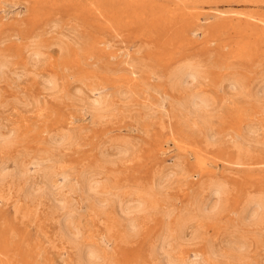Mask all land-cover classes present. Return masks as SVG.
Returning a JSON list of instances; mask_svg holds the SVG:
<instances>
[{"label":"rangeland","instance_id":"1","mask_svg":"<svg viewBox=\"0 0 264 264\" xmlns=\"http://www.w3.org/2000/svg\"><path fill=\"white\" fill-rule=\"evenodd\" d=\"M1 1L2 3L0 4V6H4L3 3L5 2V9H3L4 11H1L2 13L0 12V24H2V26H0V52H6L9 50L15 52L17 51L15 48L18 47L19 56L28 40L36 38L42 39L43 43L49 49L48 56L45 60L46 64L41 63L40 65H37V68H30V70L32 69L33 73L22 74L19 69H16L18 70L16 71L13 69V67H11L8 70L9 72L7 71V73L2 76L3 78H0V100L3 103H1L2 106L0 105V108L2 109H0V120L1 122L4 121L3 124L5 125V127L14 126L17 129L19 128L18 141L14 145L15 147L13 146L8 150L7 155L8 158L15 156V158L21 159L19 160L21 161V167L26 168L27 171V176L25 174L23 178L27 179V181L29 182H32L33 180L37 181V176L39 177L38 173L40 174L41 171L47 166H54L56 173L53 175L49 183L53 187L51 188L53 191H62L60 195H55V198L57 197L56 199H58L61 195L65 194L68 201H71V204L77 207L76 209H79L80 207L79 210H81V213L78 214L80 217L79 225L81 226L83 233L87 235L86 241L91 240L94 242H98L101 234L109 237V244H104L105 252L109 255V257L115 264H132V262L133 264H160V256L158 255V257L156 255L158 254L157 246L161 238L160 236H162L167 226L175 227L177 219L188 215L191 216V219L188 218V220L186 221V225L188 226L186 233L189 231L188 236L191 234L192 238L190 240H184L182 242L179 241L176 244L175 242L173 243V246L175 245L174 247H176L177 255H180V257H182L185 264H264V247H262L264 244V217L259 221L250 223L243 218L242 211L246 202L250 198L254 197V195L256 194H260L261 192L264 193V98L257 97L259 100H262L259 101L256 97H252V93L255 91V89H258V87L261 86H259V84H261V82L264 80V23L262 24L260 22L264 21V0H259L256 3H248L247 1L243 0H210L211 2L208 3H197L189 6L186 5L183 9V13L185 15H182V18L177 17L178 21H176V19H169L168 13H166V16L163 15L162 17H160L158 15L157 17L152 18L148 16V13L146 12L144 14L141 13L137 19H131V17L128 16L130 14L128 13L123 14L122 16H110L109 14H102L103 7L100 6H93L96 8H93L91 6L93 8V11H87L86 15V10L88 7H90V4L87 0L80 1V9L78 10L77 14L81 13L82 18H80L76 13L72 11V0H56V4H54V6H51L50 4L48 5L49 7L40 11L33 10L31 8L32 3L29 0ZM161 1H163L162 3L166 4L167 9L169 10H173L176 7H179V1L177 0ZM161 1L155 0V2H157L158 4L161 3ZM191 6L198 8L195 9ZM124 7L125 6L123 4L122 8L118 5L116 9L118 8L119 10H122L124 9ZM181 7H183V5L180 6V8ZM6 9L8 10L6 11ZM9 10L10 12H8ZM250 14H252V16H249ZM219 16L222 18H220ZM247 16L250 17V19L246 18ZM33 18H35V21H33ZM239 18L242 20H240ZM251 18L255 19L253 20ZM155 20L157 21V24H155ZM229 20L231 21L230 23H234L236 27L240 28L236 30L238 32L234 33L232 30L225 32L223 26L228 24ZM207 23L210 24L208 25ZM3 24L6 26H4ZM151 26H154V28H152ZM210 27H212L214 31ZM78 31H81L82 34H90L94 39L96 38L97 41H103V39L105 41H103L104 43L97 47V49L91 54L90 59L88 57L90 55V52L86 47H81V45H83L79 41V34L81 33ZM243 31H246V34H244ZM75 33L77 35H75ZM184 35L187 37H185ZM73 38L75 40L71 42ZM175 40H180L181 43L178 41L174 42ZM245 41L247 43H245ZM52 46L53 48L50 49V47ZM241 48L242 50H240ZM79 49H81V51H79ZM110 51L111 55L109 54ZM171 51L174 53L176 52L177 55L174 53H170ZM167 52L169 56L167 55ZM58 54H60V56ZM64 54H66L67 56H64ZM166 55L168 56V58L166 57ZM61 57L62 60H60ZM72 57L77 59L78 63H80H77L75 65L71 64L70 60L72 59ZM185 57L195 59L204 65L207 79L199 87L213 94L214 98L217 100L218 109L216 108L215 112L217 115L221 116L220 119H213V128L216 130V132L219 133L215 137L217 144L214 142L215 139H213V142L210 141L208 143L209 145L206 144L204 138L205 134L203 130L200 127H190L192 125H190L191 120L188 116H185L187 118V121L184 122L185 112H181L177 108L175 100L182 96V93L175 90L174 87L171 86L172 83H169L171 81L169 72H171L172 69L170 68L174 66L175 62L180 61V58L181 60H183ZM170 59L171 62H168L170 61ZM206 60L209 64L206 63ZM55 65H57V67ZM161 65L164 67H162ZM220 65H222L223 67ZM155 68L157 69V71ZM158 68L161 70V72L158 71ZM150 69L152 70L153 74L151 73ZM226 69H228L229 71ZM42 72L44 73V75H42ZM157 72H160V75ZM14 73L16 74L13 75ZM37 73L39 74L34 75ZM48 73H56L60 77L58 86L55 89L57 91L48 89L47 84H41ZM146 73L148 75L150 74L151 76H147ZM154 73L156 75H154ZM18 74L21 76L19 77ZM6 75L8 78L6 77ZM137 75L140 78H138ZM232 75L240 76L243 79L244 83H246V95L239 94L233 90L230 91L231 89L226 88L228 79ZM157 76H159L158 79ZM15 77L17 80L15 79ZM223 78H225V80ZM12 79L15 80L13 81ZM157 80L158 82L155 84L154 82H156ZM76 82L79 84H77ZM221 83L224 84L221 85ZM220 85L222 87H220ZM82 86L84 88H82ZM77 88H80L82 90V93H75V90ZM92 88H95V92L93 91L91 93ZM152 88L155 90H153ZM222 88H224V90H227L224 91ZM83 89H85V91ZM131 89L134 92L130 91ZM66 90L70 92L72 90L73 91L70 93ZM43 91H45L44 93H46L47 91V94L44 95ZM150 91H154V93H152L153 96H151ZM16 92L20 93H18L17 95ZM121 92H127L125 94L127 95V97L123 95L124 93L122 94ZM129 92H133L134 94H129ZM97 93H100L102 96L106 97L110 106H108L107 108L108 113L104 112L97 117H91L90 115H88L89 113L87 106L91 97L98 95ZM163 94L167 95V97H165L167 99L163 97ZM145 97H147L148 99ZM28 98L29 100H27ZM246 98H248L247 101L245 100ZM84 100L89 101L85 102ZM18 101L22 102L19 103ZM145 102H148L147 105ZM248 102L249 104H247ZM260 102H262V104ZM10 103L12 104V107ZM138 104L141 105L139 106ZM83 105H85V108ZM130 105L131 107L127 108V106ZM230 106H232V109ZM20 107L22 108V110ZM121 107L125 110H123ZM6 109L9 111H7ZM25 110L27 111L24 112ZM17 111L18 113H20L19 115ZM257 113H260V116ZM135 114H139V116H136ZM107 115H109V117ZM1 116H3L4 118ZM142 116H144V120ZM16 117L20 118L17 119ZM224 118L226 120H224ZM20 119L22 120V122ZM43 120H46L47 122H43ZM102 121L103 123H101ZM249 123L250 125H248ZM232 125L235 126L232 127ZM32 128H34L35 130ZM241 128H243L244 130ZM74 129H76L75 131L77 132H75ZM159 129H161L162 131ZM67 130L68 132L73 133V137L69 142L63 145H56L55 143L51 142L53 137H56L60 133H63V131L66 132ZM193 130L195 132H193ZM234 134H240L242 135V137L239 138L235 136L236 138H233L232 135ZM220 137L222 139H218ZM238 138L240 141L242 139H246L244 145L241 148H239L236 143ZM128 139L132 140L129 141ZM175 142L181 145H189L194 150H201L200 152L203 153L201 155L204 159L202 165L206 169L208 166L211 171L207 169L209 173H199L197 170V165L194 162L195 159H193L194 157L192 156V152L182 151L181 149L177 148ZM68 143L71 144L68 145ZM48 146L51 147L48 148ZM17 149L20 151H18ZM25 152L28 153L26 154ZM244 154L248 157L247 160H245ZM0 155L3 156V152H0ZM16 155L19 156L17 157ZM2 156H0V159ZM204 156H208V158H205ZM242 159L245 162L254 163L253 166H237L235 162ZM9 163L10 161L8 162V167L10 168ZM171 165L174 168H172ZM163 166L166 168H164ZM172 170H176V174H169L170 176L166 174ZM193 170L195 171L193 172ZM34 171L35 174L32 173ZM72 171H74V174L71 173ZM88 172L90 173L91 177H89ZM64 175L68 178H65ZM75 176L77 179L74 178ZM88 178L101 179L106 182L105 184L107 189L104 188L102 190H99L98 193L95 194L98 199H104L106 200V202H109L108 205L104 207L103 211L84 209V207H82L85 203L84 197L86 196V194L82 193L78 188H81L80 183H83V181ZM162 180H164L165 182H163ZM173 180H175V182H173ZM75 181L78 183L76 184ZM215 181L223 182L227 189V194L222 208H220V210L217 211L215 215L213 214L210 216H199L200 212L196 211L194 203L196 201L200 203L208 198L207 196L209 193V186L210 184H212V182ZM66 183L73 185V190H71L70 193L68 192L67 188L64 187V185H67ZM21 184L22 183H20V185H15V183H13L8 186H0V248H2V259L5 258L4 260L6 261V264H25V261L27 260L30 261V264H42V262L43 264H79L77 260L78 256L76 255L77 253H75L78 249L74 246L73 243L69 242V240L63 238V236H61V231H59L57 228L60 211H55V209L51 206V201L46 198H40L38 203L35 201L36 207H32V205H30L31 203L26 201L23 198V195H21L23 190L21 188ZM165 184L168 186H166ZM157 188L159 189V191ZM135 189L143 191L153 190L155 193L157 207L153 209L154 211H148L147 215L146 213H139V215L137 214L138 216H135L137 218V221L140 222V228L135 233H132L130 235L126 234L125 232V229L123 227L124 222L119 223L115 220V218L117 219V216L114 212V204L118 196L120 197L125 192L127 193ZM79 191L82 194H80ZM245 198L247 200H245ZM74 201L76 203H74ZM31 209L33 213L30 214L26 212ZM12 211L13 213H11ZM82 214L84 215L81 216ZM110 221L112 223H110ZM67 226L73 229V223H67ZM93 226L94 229L92 228ZM90 228L91 230L89 231ZM117 228L119 229V231ZM92 229L94 232L92 231ZM253 231L256 234L253 233ZM188 236L186 235V237ZM230 239H237V241L235 240L236 244L232 249L229 246V242L231 241ZM239 239H243L246 241V243L248 242L247 244H249L247 245L248 248L246 250H242L240 252L242 254H238L239 251L235 249L236 245L240 244V241L238 242ZM250 248L251 250H248ZM40 250L42 251V253ZM213 250H216L215 252L217 253V255L211 253V251ZM196 251H199V253H197ZM207 251H209L210 253ZM243 251H245V253ZM254 251H256L255 254L253 253ZM191 252L193 255H191ZM209 254L215 256L216 258L211 257ZM232 254H234V256H232ZM247 254L249 257L246 256ZM256 257L260 258V260L262 261H260L259 259L257 260ZM197 258L200 260V262ZM187 260L188 262H186ZM235 260L237 261V263Z\"/></svg>","mask_w":264,"mask_h":264},{"label":"bare ground","instance_id":"2","mask_svg":"<svg viewBox=\"0 0 264 264\" xmlns=\"http://www.w3.org/2000/svg\"><path fill=\"white\" fill-rule=\"evenodd\" d=\"M31 3H32V9L33 10H44V9H46L47 7H49L48 5H50L51 4V6H54V4H56L55 3V1L56 0H29ZM80 1L81 0H72V7H73V9H72V11L74 12V13H78V10L80 9L79 8V5H80ZM88 2H89V6L90 7H88L87 8V10H86V15H87V11L88 12H91V11H93V8H96V7H93V6H100V7H103L102 8V14L104 13V14H109L110 16H114V15H117V16H122L123 14H126V13H128V14H130V15H128V16H130L131 17V19H137L138 18V16L141 14V13H148V16H150V17H152V18H155V17H157L158 15L160 16V17H162L163 15H165L166 16V13H168L169 14V19H171V20H175L176 19V21H178L177 20V17H181L182 18V15L184 16L185 14L183 13V9H184V6H186V5H194V4H197V3H208V2H211L210 0H177V1H179L178 2V5H179V7H176L175 9H171V10H169V9H167V6H166V4L165 3H162L163 1H161V3H157V2H155V0L153 1V0H87ZM157 1V0H156ZM212 1H215V0H212ZM228 1H230V0H228ZM234 1V0H233ZM243 1H247L248 3H256V2H258L259 0H243ZM19 2V1H18ZM166 2V1H165ZM2 3V1L0 0V4ZM26 3V2H25ZM24 3V4H25ZM168 3H169V1H168ZM173 3H175V2H173ZM4 4V6H5V2L3 3ZM2 4V5H3ZM7 4H9V3H7ZM23 4V5H24ZM122 4L125 6L124 7V9H122V10H119L118 8L116 9V7L119 5L121 8H122ZM170 5V4H169ZM183 5V7H181L180 8V6H182ZM228 5V4H227ZM245 5V4H244ZM4 6H0V12L1 11H4L3 9H5L4 8ZM13 6H15V5H13ZM93 8H92V7ZM198 6V5H197ZM203 6V5H202ZM241 6V5H240ZM247 6V5H246ZM264 6V5H263ZM191 7H193V6H191ZM199 7H201V6H199ZM250 7V6H249ZM8 8V7H7ZM12 8V7H11ZM171 8V7H170ZM188 8V7H187ZM193 8H195V7H193ZM196 8H198V7H196ZM195 8V9H196ZM251 8V7H250ZM202 9V8H201ZM8 9H6V11H7ZM12 10H14V9H12ZM21 10H23V9H21ZM101 10V9H100ZM233 11V10H232ZM8 12H10V10L8 11ZM230 12V11H229ZM2 13V12H1ZM81 14V13H80ZM80 14H77L80 18H82L81 16H82V14L80 15ZM85 14V13H84ZM83 14V15H84ZM142 14V15H143ZM167 14V15H168ZM199 14V13H198ZM254 14V13H253ZM10 15V14H9ZM255 15V14H254ZM253 15V16H254ZM105 16V15H104ZM246 16V15H245ZM249 16H252V14H250ZM262 16V15H261ZM3 17V16H2ZM6 17H7V15H6ZM195 17V16H194ZM193 17V18H194ZM220 17V16H219ZM164 18H166V17H164ZM168 18V17H167ZM220 18H222V17H220ZM241 18V17H240ZM239 18V19H240ZM246 18H248V19H250V17H246ZM184 19V18H183ZM244 19V18H243ZM251 19H253V18H251ZM255 19V18H254ZM253 19V20H254ZM257 19H258V17H257ZM6 20V19H5ZM4 20V21H5ZM53 20V19H52ZM79 20V19H78ZM152 20V19H151ZM181 20V19H180ZM240 20H242V19H240ZM33 21H35V18H33ZM156 21V20H155ZM189 21H190V19H189ZM217 21V20H216ZM18 22V21H17ZM75 22H76V20H75ZM119 22V21H118ZM180 22V21H179ZM225 22H227V21H225ZM224 22V23H225ZM229 23L228 24H226V25H224L223 26V28H224V30H225V32H228V31H230V30H232L234 33H236V32H238V31H236L237 29H240V28H238V27H236V25L234 24V23H230L231 21L229 20L228 21ZM234 22V21H233ZM259 22V21H258ZM262 24L264 23V21H260ZM14 23V22H13ZM171 23V22H170ZM223 23V24H224ZM5 24V23H4ZM3 24V25H4ZM154 24V23H153ZM155 24H157V21H156V23ZM176 24H177V22H176ZM184 24V23H183ZM208 24V23H207ZM210 24V23H209ZM208 24V25H209ZM56 25V24H55ZM72 25V24H71ZM79 25V24H78ZM143 25V24H142ZM160 25V24H159ZM187 25V24H186ZM207 25V26H208ZM212 25V24H211ZM210 25V26H211ZM0 26H2V24H0ZM4 26H6V25H4ZM23 26V25H22ZM46 26H47V24H46ZM45 26V27H46ZM52 26V25H51ZM50 26V27H51ZM67 26V25H66ZM65 26V27H66ZM69 26V25H68ZM86 26V25H85ZM89 26H91V25H89ZM206 26V27H207ZM247 26V25H246ZM49 27V28H50ZM54 27V26H53ZM70 27H72V26H70ZM69 27V28H70ZM80 27V26H79ZM81 27H83V26H81ZM138 27H139V25H138ZM152 27V26H151ZM162 27V26H161ZM160 27V28H161ZM165 27V26H164ZM209 27V26H208ZM7 28V27H6ZM152 28H154V26L152 27ZM167 28V27H166ZM180 28V27H179ZM183 28V27H182ZM204 28V27H203ZM211 29H212V27H210ZM261 28V27H260ZM156 29V28H155ZM168 29V28H167ZM208 29V28H207ZM253 29V28H252ZM183 30V29H182ZM213 30V29H212ZM1 31V30H0ZM19 31V30H18ZM39 31V30H38ZM62 31V30H61ZM74 31V30H73ZM77 31V30H76ZM163 31V30H162ZM214 31V30H213ZM217 31V30H216ZM78 32H80L81 33V31H78ZM87 32V31H86ZM196 32V31H195ZM224 32V33H225ZM240 32H242V31H240ZM239 32V33H240ZM246 32V31H245ZM244 31H243V33L244 34H246ZM66 33V32H65ZM72 33V32H71ZM159 33V32H158ZM178 33V32H177ZM183 33V32H182ZM208 33V32H207ZM39 34V33H38ZM63 34V33H62ZM87 34V33H86ZM86 34H79V41L83 44V45H81V47L82 46H84V47H86L87 48V50L90 52L89 54V59H90V56H91V54L97 49V47H99L102 43H104L105 41H104V39H103V41H97V39L95 38H93L90 34L89 35H86ZM175 34V33H174ZM192 34V33H191ZM264 34V33H263ZM45 35V34H44ZM61 35V34H60ZM66 35V34H65ZM75 35H77L76 33H75ZM96 35V34H95ZM182 35V34H181ZM193 35V34H192ZM251 35V34H250ZM33 36V35H32ZM41 36V35H40ZM144 36V35H143ZM185 36V35H184ZM247 36V35H246ZM68 37V36H67ZM66 37V38H67ZM141 37V36H140ZM185 37H187V36H185ZM217 37V36H216ZM215 37V38H216ZM64 38V37H63ZM78 38V37H77ZM139 38V37H138ZM148 39V38H147ZM180 39V38H179ZM221 39V38H220ZM20 40V39H19ZM69 40H71V39H69ZM75 39L73 38V40L71 41V42H73ZM158 40V39H157ZM213 40V39H212ZM57 41V40H56ZM150 41V40H149ZM176 41H178V40H175L174 42H176ZM50 42H51V40H50ZM70 42V41H69ZM173 42V41H172ZM178 42H180L181 43V41L179 40ZM59 43V42H58ZM107 43V42H106ZM171 43V42H170ZM179 43V44H180ZM208 43V42H207ZM210 43H211V40H210ZM214 43H216V42H214ZM240 43V42H239ZM245 43H247L246 41H245ZM80 44V43H79ZM168 44V43H167ZM178 44V45H179ZM57 45V44H56ZM75 45H77V44H75ZM162 45V44H161ZM178 45H177V47H178ZM206 45V44H205ZM208 45V44H207ZM105 46V45H104ZM109 46V45H108ZM227 46H229V45H227ZM177 47H175V48H177ZM224 47V46H223ZM53 48V46L52 47H50V49H52ZM106 48H107V46H106ZM184 48H185V46H184ZM17 51H6V52H0V78L4 75V74H6L7 73V71L11 68V67H13V69L14 70H16V69H19L20 71H21V73L23 74H27V73H33V71H32V69L30 70V68H37V65H40L41 63H45L46 61V57L48 56V51H49V49H48V47L43 43V40L42 39H40V38H36V39H31V40H28V42L26 43V45L23 47V49H22V51H21V53H20V55L18 56V54H19V48L18 47H16L15 48ZM84 49V48H83ZM99 49V48H98ZM173 49V48H172ZM171 49V50H172ZM4 50V49H3ZM2 50V51H3ZM21 50V49H20ZM58 50V49H57ZM66 50V49H65ZM108 50V49H107ZM106 50V51H107ZM142 50V49H141ZM191 50V49H190ZM240 50H242V48L240 49ZM248 50V49H247ZM50 51H52V50H50ZM67 51V50H66ZM79 51H81V49H79ZM82 51H84V50H82ZM177 51V50H176ZM18 52V53H17ZM56 52V51H55ZM63 52V51H62ZM97 52V51H96ZM163 52V51H162ZM169 52V51H168ZM168 52H167V55H168ZM183 52V51H182ZM58 53V52H57ZM65 53V52H64ZM111 53V51L109 52V54ZM113 53V52H112ZM135 53V52H134ZM170 53H174V52H170ZM184 53V52H183ZM182 53V54H183ZM84 54V53H83ZM107 54H108V52H107ZM129 54V53H128ZM174 54H176V52L174 53ZM59 56H60V54H58ZM66 54H64V56H65ZM103 55V54H102ZM111 55V54H110ZM127 55V54H126ZM166 55V57L168 58V56ZM177 55V54H176ZM206 55V54H205ZM58 56V57H59ZM67 56V55H66ZM69 56V55H68ZM194 56V55H193ZM192 56V57H193ZM211 56V55H210ZM57 57V58H58ZM78 57V56H77ZM115 57V56H114ZM149 57V56H148ZM151 57V56H150ZM191 57V56H190ZM213 57V56H212ZM243 57V56H242ZM53 58V57H52ZM107 58V57H106ZM110 58V57H109ZM109 58H108V60H109ZM133 58V57H132ZM172 58V57H171ZM206 58V57H205ZM258 58H259V56H258ZM64 59V58H63ZM85 59H86V56H85ZM88 59V60H89ZM177 59V58H176ZM207 59H209V58H207ZM58 60V59H57ZM60 60H62V57H61V59ZM83 60V59H82ZM98 60V59H97ZM107 60V61H108ZM163 60V59H162ZM178 60V59H177ZM53 61V60H52ZM64 61V60H63ZM85 61V60H84ZM176 61V60H175ZM207 61V60H206ZM55 62V61H54ZM106 62V61H105ZM153 62V61H152ZM154 62H155V60H154ZM157 62V61H156ZM162 62V61H161ZM160 62V63H161ZM168 62H171V59H170V61H168ZM52 63V62H51ZM70 63L71 64H73V65H75V64H77L78 63V61H77V59H75V58H73L72 57V59L70 60ZM69 63V64H70ZM80 63V62H79ZM78 63V64H79ZM110 63V62H109ZM126 63V62H125ZM128 63V62H127ZM159 63V64H160ZM173 63V62H172ZM206 63H208V61L206 62ZM211 63V62H210ZM46 64V63H45ZM56 64V63H55ZM84 64H85V62H84ZM209 64V63H208ZM154 65V64H153ZM163 65V64H162ZM161 65V66H162ZM223 65V64H222ZM222 65H220V66H222ZM56 67H57V65H55ZM106 66V65H105ZM143 66V65H142ZM160 66V65H159ZM211 66V65H210ZM43 67V66H42ZM55 67V68H56ZM99 67V66H98ZM154 67V66H153ZM158 67V66H157ZM162 67H164V66H162ZM212 67H214V66H212ZM215 67H217V66H215ZM223 67V66H222ZM230 67H233V66H230ZM38 68H41V67H38ZM52 68V67H51ZM60 68V67H59ZM70 68V67H69ZM136 68V67H135ZM160 68V67H159ZM158 68V69H159ZM206 68V67H205ZM228 68V67H227ZM43 69H45V68H43ZM53 69H54V67H53ZM58 69V68H57ZM99 69V68H98ZM156 69V68H155ZM170 69H172L171 70V72H169L170 73V78H171V81L169 82V83H172V87H174V89L175 90H177V91H179L180 93H182V96H180L179 98H177V100H175L176 101V105H177V108H178V110L179 111H184L185 112V115H184V122H186L187 121V118L185 117V116H188V117H190V125H192V126H190V127H200L202 130H203V132H204V138H205V143L206 144H208L210 141H212L213 142V139H215V137L219 134L218 132H216V130L213 128V119L215 118L216 120L217 119H220L221 118V116L220 115H217L216 114V108H217V100L214 98V96H213V94H211L210 92H208V91H206V90H203V89H201L199 86H201L202 84H203V82L204 81H206V79H207V75H206V72H205V69H204V65L202 64V63H200L199 61H197V60H195V59H191V58H184L183 60H181V58H180V61H178V62H175L174 63V66L172 67V68H170ZM151 70V69H150ZM222 70V69H221ZM226 70H228V69H226ZM16 71H18V70H16ZM36 71V70H35ZM59 71V70H58ZM63 71V70H62ZM73 71H74V68H73ZM131 71V70H130ZM156 71H157V69H156ZM158 71H160L161 72V70L159 69ZM229 71V70H228ZM235 71V70H234ZM9 72V71H8ZM46 72H47V70H46ZM64 72V71H63ZM96 72V71H95ZM160 72H157L159 75H160ZM262 72V71H261ZM11 73H12V71H11ZM43 73V72H42ZM72 73V72H71ZM151 73L153 74V72H152V70H151ZM248 73V72H247ZM9 74V73H8ZM7 74V75H8ZM16 73H14L13 75H15ZM39 73H37V74H34V75H38ZM142 74V73H141ZM147 74V73H146ZM218 74V73H217ZM249 74H250V72H249ZM252 74V73H251ZM255 74V73H254ZM253 74V75H254ZM7 75H6V77H7ZM13 75H11V76H13ZM19 75V74H18ZM42 75H44V73L42 74ZM46 75V74H45ZM68 75V74H67ZM150 75V74H149ZM148 74H147V76H149ZM154 75H156L155 73H154ZM153 75V76H154ZM238 75V74H237ZM243 75V74H242ZM17 76V75H16ZM21 75H19V77H20ZM71 76V75H70ZM138 76V75H137ZM151 76V75H150ZM161 76H162V74H161ZM31 77H33V76H31ZM36 77V76H35ZM43 77V76H42ZM134 77V76H133ZM155 77V76H154ZM158 77L159 76H157V79H158ZM164 77V76H163ZM3 78V77H2ZM8 78V77H7ZM38 78V77H37ZM67 78H68V76H67ZM138 78H140L139 76H138ZM137 78V79H138ZM148 78V77H147ZM162 78V77H161ZM169 78V79H170ZM15 79H16V77H15ZM15 79H12L13 81L15 80ZM224 80H225V78H223ZM228 79V78H227ZM246 79V78H245ZM17 80V79H16ZM23 80H24V78H23ZM28 80V79H27ZM59 80H60V77L58 76V74H56V73H48L47 75H46V77H45V79H43V82H41V84L43 83V84H47V86H48V89H50V90H55L56 89V87L58 86V82H59ZM68 80H69V78H68ZM103 80V79H102ZM101 80V81H102ZM148 80V79H147ZM155 80H156V78H155ZM168 80V79H167ZM223 80V81H224ZM254 80V79H253ZM252 80V81H253ZM258 80V79H257ZM1 81V80H0ZM77 81V80H76ZM100 81V80H99ZM143 81V80H142ZM160 81V80H159ZM221 81V80H220ZM4 82V81H3ZM62 82V81H61ZM65 82H67V81H65ZM78 82V81H77ZM76 82V83H77ZM116 82V81H115ZM141 82V81H140ZM158 82V80L156 81V82H154L155 84ZM261 82V81H260ZM18 83V82H17ZM38 83H39V81H38ZM81 83V82H80ZM85 83H87V82H85ZM146 83V82H145ZM254 83V82H253ZM252 83V84H253ZM66 84V83H65ZM72 84V83H71ZM75 84V83H74ZM77 84H79V83H77ZM89 84V83H88ZM107 84V83H106ZM222 84H224V83H221V85ZM2 85V84H1ZM6 85V84H5ZM32 85H34V84H32ZM38 85H40V84H38ZM64 85V84H63ZM158 85V84H157ZM220 85V87H222ZM255 85H257V84H255ZM261 85V86H260ZM65 86V85H64ZM70 86H72V85H70ZM85 86V85H84ZM88 86V85H87ZM102 86V85H101ZM144 86V85H143ZM227 86V87H226ZM225 87L226 88H229V89H231L230 91H235V92H237V93H239V94H245L246 95V92H247V90H246V88H247V85H246V83H244V81H243V79L240 77V76H236V75H232L229 79H228V84L226 85ZM259 86L260 87H258V89H255V91L252 93V97H260V98H264V80L261 82V84H259ZM89 87H91V86H89ZM88 87V88H89ZM256 87V88H257ZM3 88H4V86H3ZM70 88V87H69ZM82 88H84L83 86H82ZM86 88V87H85ZM96 88V87H95ZM95 88H92V90H91V93L94 91L95 92ZM154 88V87H153ZM152 88V89H153ZM156 88V87H155ZM225 88V89H226ZM254 88V87H253ZM1 89V88H0ZM73 89V88H72ZM119 89V88H118ZM134 89V88H133ZM146 89V88H145ZM223 90H224V88H222ZM5 90V89H4ZM34 90V89H33ZM46 90V89H45ZM62 90V89H61ZM84 91H85V89H83ZM87 90H89V89H87ZM98 90V89H97ZM141 90V89H140ZM147 90H148V88H147ZM153 90H155V89H153ZM157 90H158V87H157ZM161 90V89H160ZM210 90V89H209ZM227 90V89H226ZM226 90H224V91H226ZM30 91V90H29ZM55 91H57V90H55ZM67 91V90H66ZM73 91V90H72ZM71 91V92H72ZM130 91H133L132 89L130 90ZM145 91V90H144ZM211 91V90H210ZM246 91V92H245ZM1 92V91H0ZM27 92V91H26ZM45 91H43V93H44ZM67 92H70V91H67ZM70 92V93H71ZM87 92V91H86ZM134 92V91H133ZM130 93L129 92V94H134V93ZM142 92V91H141ZM148 92V91H147ZM151 92V96H153L152 95V93H154V91L152 92V91H150ZM149 92V93H150ZM228 92V91H227ZM17 93V92H16ZM15 93V94H16ZM18 93H20V92H18ZM18 93H17V95H18ZM23 93V92H22ZM42 93V94H43ZM74 93V92H73ZM75 93H78V94H80V93H82V90L80 89V88H77L76 90H75ZM123 95H125L127 92H121ZM137 93V92H136ZM161 93V92H160ZM41 94V93H40ZM45 94H47V91H46V93H44V95ZM77 94V95H78ZM87 94V93H86ZM90 94V93H89ZM98 94V93H97ZM146 94V93H145ZM156 94V93H155ZM177 94V93H176ZM250 94V93H249ZM25 95H26V93H25ZM43 95V96H44ZM50 95V94H49ZM62 95V94H61ZM85 95V94H84ZM83 95V96H84ZM88 95V94H87ZM93 95H94V93H93ZM122 95V96H123ZM136 95V94H135ZM147 95H149V94H147ZM214 95H216V94H214ZM16 96V95H15ZM20 96V95H19ZM21 96H22V94H21ZM41 96V95H40ZM66 96V95H65ZM126 97H127V95H125ZM124 96V97H125ZM141 96V95H140ZM160 96V95H159ZM158 96V97H159ZM231 96V95H230ZM17 97V96H16ZM47 97V96H46ZM46 97H45V99H46ZM58 97V96H57ZM79 97V96H78ZM123 97V98H124ZM125 97V98H126ZM157 97V98H158ZM163 97L165 98V97H167V95L166 94H163ZM163 97H162V99H163ZM241 97V96H240ZM18 98V97H17ZM23 98H26V97H23ZM52 98V97H51ZM61 98V97H60ZM72 98V97H71ZM76 98V97H75ZM84 98V97H83ZM140 98V97H139ZM144 98V97H143ZM145 98H147V97H145ZM170 98V97H169ZM227 98V97H226ZM236 98V97H235ZM238 98H239V96H238ZM241 98H243V97H241ZM240 98V99H241ZM22 99V98H21ZM56 99V98H55ZM59 99V98H58ZM64 99H65V97H64ZM122 99V98H121ZM148 99V98H147ZM154 99V98H153ZM165 99H167V98H165ZM231 99V98H230ZM230 99H229V101H230ZM237 99V98H236ZM244 99V98H243ZM247 99L248 98H246L245 100L247 101ZM258 99V98H257ZM6 100V99H5ZM14 100V99H13ZM27 100H29V98L27 99ZM26 100V101H27ZM39 100H40V98H39ZM42 100V99H41ZM77 100V99H76ZM81 100V99H80ZM120 100V99H119ZM139 100H141V99H139ZM155 100V99H154ZM157 100V99H156ZM161 100V99H160ZM170 100V99H169ZM226 100V99H225ZM259 100V99H258ZM10 101H11V99H10ZM62 101V100H61ZM74 101V100H73ZM85 101V100H84ZM89 101V100H88ZM88 101H85V102H88ZM143 101H146V100H143ZM224 101V100H223ZM237 101V100H236ZM245 101V102H246ZM259 101H262V100H259ZM264 101V100H263ZM4 102V101H3ZM19 102V101H18ZM22 101H20L19 103H21ZM31 102V101H30ZM84 102V103H85ZM124 102V101H123ZM122 102V103H123ZM126 102V101H125ZM158 102V101H157ZM225 102V101H224ZM1 100H0V105H1ZM5 103H6V101H5ZM8 103V102H7ZM12 103V102H11ZM10 103V105H11V107H12V104ZM16 103H17V101H16ZM24 103V102H23ZM33 103V102H32ZM37 103V102H36ZM76 103H78V102H76ZM146 103V102H145ZM148 103V102H147ZM147 103H146V105H147ZM164 103H167V102H164ZM170 103V102H169ZM172 103V102H171ZM227 103V102H226ZM231 103V102H230ZM235 103V102H234ZM261 104H262V102H260ZM3 104V103H2ZM59 104V103H58ZM61 104V103H60ZM125 104V103H124ZM228 104V103H227ZM247 104H249V102L247 103ZM252 104V103H251ZM4 105H6V104H4ZM10 105H9V107H10ZM15 105V104H14ZM17 105H19V104H17ZM26 105V104H25ZM43 105V104H42ZM139 105V104H138ZM141 105V104H140ZM139 105V106H140ZM161 105V104H160ZM159 105V106H160ZM163 105V104H162ZM224 105V104H223ZM226 105V104H225ZM229 105V104H228ZM232 105V104H231ZM234 105V104H233ZM241 105V104H240ZM253 105V104H252ZM264 105V104H263ZM2 106V105H1ZM8 106V105H7ZM16 106V105H15ZM22 106V105H21ZM33 106V105H32ZM84 106V108H85V105H83ZM108 106H110L109 105V103H108V101H107V98L106 97H104V96H102L100 93L98 94V95H96V96H92L91 97V99H90V101L88 102V106H87V108H88V115H90L91 117H97V116H99V115H101L102 113H104V112H107L108 111ZM219 106V105H218ZM221 106H222V104H221ZM259 106V105H258ZM257 106V107H258ZM5 107V106H4ZM28 107V106H27ZM123 107V106H122ZM121 107V108H122ZM130 108L131 107V105L130 106H127V108ZM133 107H135V106H133ZM138 107V106H137ZM147 107V106H146ZM224 107H226V106H224ZM231 107V109H232V106H230ZM256 107V106H255ZM254 107V108H255ZM17 108V107H16ZM21 108V107H20ZM23 108H24V106H23ZM26 108V107H25ZM37 108V107H36ZM64 108V107H63ZM65 108H66V106H65ZM76 108V107H75ZM126 108V109H127ZM1 109V108H0ZM80 109V108H79ZM123 110H125L124 108H122ZM138 109V108H137ZM143 109V108H142ZM218 109V108H217ZM249 109V108H248ZM251 109V108H250ZM2 110V109H1ZM0 110V111H1ZM7 110V109H6ZM9 110H10V108H9ZM9 110H7V111H9ZM20 110V109H19ZM21 110H22V108H21ZM24 110V109H23ZM31 110V109H30ZM36 110V109H35ZM38 110V109H37ZM63 110V109H62ZM68 110V109H67ZM85 110V109H84ZM220 110V109H219ZM222 110V109H221ZM7 111H4V112H7ZM27 110H25L24 112H26ZM49 111V110H48ZM47 111V112H48ZM74 111V110H73ZM77 111V110H76ZM82 111H83V109H82ZM111 111V110H110ZM117 111V110H116ZM144 111V110H143ZM147 111V110H146ZM149 111H150V109H149ZM152 111H155V110H152ZM240 111V110H239ZM249 111V110H248ZM3 112V111H2ZM16 112V111H15ZM28 112H29V109H28ZM39 112V111H38ZM78 112V111H77ZM136 112V111H135ZM134 112V113H135ZM145 112V111H144ZM165 112V111H164ZM224 112V111H223ZM233 112H234V110H233ZM247 112V111H246ZM250 112V111H249ZM260 112V111H259ZM1 113V112H0ZM11 113V112H10ZM17 113H18V111H17ZM23 113V112H22ZM79 113V112H78ZM108 113V112H107ZM116 113V112H115ZM141 113H142V111H141ZM4 114V113H3ZM2 114V115H3ZM20 113H18V115H19ZM47 114V113H46ZM65 114V113H64ZM106 114V113H105ZM121 114H122V111H121ZM132 114V113H131ZM157 114V113H156ZM233 114V113H232ZM258 114V113H257ZM264 114V113H263ZM5 115V114H4ZM3 115V116H4ZM10 115V114H9ZM48 115V114H47ZM51 115V114H50ZM83 115H85V114H83ZM128 115V114H127ZM134 115V114H133ZM136 115V114H135ZM138 116H139V114H137ZM136 115V116H137ZM144 115V114H143ZM146 115V114H145ZM159 115V114H158ZM162 115V114H161ZM259 116H260V113L258 114ZM3 116H1V117H3ZM11 116H13V115H11ZM24 116V115H23ZM41 116V115H40ZM105 116V115H104ZM108 117H109V115H107ZM125 116V115H124ZM135 116V117H136ZM160 116V115H159ZM5 117V116H4ZM3 117V118H4ZM52 117V116H51ZM82 117V116H81ZM83 117H86V116H83ZM126 117V116H125ZM134 117V116H133ZM147 117V116H146ZM243 117H244V115H243ZM12 118V117H11ZM17 118V117H16ZM18 118H20V117H18ZM17 118V119H18ZM30 118V117H29ZM142 118H143V120H144V116H142ZM150 118V117H149ZM161 118V117H160ZM14 119V118H13ZM69 119V118H68ZM74 119V118H73ZM86 119V118H85ZM110 119V118H109ZM136 119V118H135ZM152 119V118H151ZM9 120V119H8ZM21 120V119H20ZM72 120V119H71ZM75 120H76V118H75ZM88 120H89V118H88ZM138 120V119H137ZM142 120V121H143ZM224 120H226L225 118H224ZM250 120V119H249ZM253 120V119H252ZM44 121H46V120H43V122ZM87 121V120H86ZM94 121V120H93ZM134 121V120H133ZM132 121V122H133ZM140 121V120H139ZM4 122V121H3ZM3 122H1V120H0V152H3V156L2 155H0V156H2L1 157V159H0V186H3V185H5V186H8V185H10V184H13V183H15V185H20V183H22L21 184V188L23 189L22 190V194L21 195H23V198L26 200V201H28V202H30L31 204L30 205H32V207L34 206V207H36L35 205H36V203H35V201L38 203V201H39V199L40 198H46V199H48L49 201H51V206L55 209V211H60V216L58 217V225H57V228H58V230L59 231H61V236H63V238H65L66 240H69V242H71V243H73L74 244V246L78 249L77 250V252H75V253H77L76 255L78 256V258H77V260H78V262H79V264H115L113 261H112V259L109 257V255L108 254H106V252H105V243H108L109 241H110V239H109V237L108 236H106V235H102L101 234V236H100V238H99V241L98 242H94V241H91V240H87L86 241V239H87V235H85L84 233H83V230H82V228H81V226L79 225V215L78 214H80L81 212V210H79L80 209V207H79V209H76L77 207H75V206H73V204H71L72 202L70 201H68V199L66 198V196H65V194L64 195H61L58 199H56L55 198V195H60L61 194V190L60 191H58V192H55V191H53L51 188H53L52 186H51V184L49 183L50 182V180H51V178L53 177V175L56 173V171H55V169H54V166H50V167H46L45 169H43L42 171H41V173L39 174L38 173V171H37V173H38V175H39V177L37 176V181H32V182H29V181H27V179H25V178H23L24 177V175L26 174V176H27V171H26V168H22L21 167V161H19V160H21V159H17V158H15V156H13V157H11V158H8V150L10 149V148H12L16 143H17V141H18V136H19V128L17 129L16 127H14V126H10V127H5V125L3 124ZM11 122V121H10ZM17 122H19V121H17ZM21 122H22V120H21ZM20 122V123H21ZM39 122V121H38ZM47 122V121H46ZM66 122H68V121H66ZM70 122H72V121H70ZM88 122V121H87ZM96 122V121H95ZM95 122H93V123H95ZM138 122V121H137ZM36 123V122H35ZM41 123V122H40ZM57 123V122H56ZM101 123H103V121L101 122ZM142 123V122H141ZM150 123V122H149ZM231 123V122H230ZM237 123V122H236ZM254 123V122H253ZM258 123V122H257ZM10 124H13V123H10ZM9 124V125H10ZM28 124V123H27ZM68 124V123H67ZM143 124V123H142ZM151 124V123H150ZM153 124V123H152ZM15 125V124H14ZM24 125V124H23ZM33 125V124H32ZM96 125V124H95ZM133 125H134V123H133ZM245 125V124H244ZM248 125H250V123L248 124ZM248 125H246V126H248ZM35 126V125H34ZM69 126V125H68ZM140 126V125H139ZM147 126V125H146ZM153 126V125H152ZM233 126H235V125H232V127ZM33 127V126H32ZM44 127V126H43ZM155 127V126H154ZM163 127V126H162ZM231 127V128H232ZM243 127H245V126H243ZM256 127H257V125H256ZM49 128V127H48ZM66 128H68V127H66ZM87 128H88V126H87ZM129 128V127H128ZM132 128V127H131ZM247 128V127H246ZM253 128V127H252ZM32 129H34V128H32ZM194 129V128H193ZM241 129H243V128H241ZM35 130V129H34ZM42 130V129H41ZM40 130V131H41ZM46 130V129H45ZM76 129H74V131H75ZM81 130V129H80ZM116 130V129H115ZM159 130H161V129H159ZM229 130V129H228ZM231 130V129H230ZM244 130V129H243ZM242 130V131H243ZM48 131V130H47ZM73 131V130H72ZM79 131V130H78ZM110 131V130H109ZM118 131V130H117ZM133 131H135V130H133ZM149 131V130H148ZM162 131V130H161ZM183 131V130H182ZM28 132V131H27ZM34 132V131H33ZM42 132H44V131H42ZM75 132H77V131H75ZM74 132V133H75ZM150 132V131H149ZM192 132V131H191ZM193 132H195L194 130H193ZM233 132V131H232ZM245 132H246V130H245ZM55 133V132H54ZM79 133V132H78ZM107 133V132H106ZM235 133V132H234ZM237 133V132H236ZM248 133V132H247ZM38 134V133H37ZM53 134V133H52ZM142 134V133H141ZM262 134V133H261ZM55 135V134H54ZM104 135V134H103ZM192 135H193V133H192ZM224 135V134H223ZM246 135H248V134H246ZM250 135V134H249ZM264 135V134H263ZM262 135V136H263ZM53 136V135H52ZM51 136V137H52ZM78 136H80V135H78ZM102 136V135H101ZM125 136V135H124ZM220 136H222V135H220ZM226 136V135H225ZM233 136V138H236L235 136H237V137H239V138H241L242 137V135H240V134H234V135H232ZM255 136V135H254ZM253 136V137H254ZM50 137V136H49ZM72 137H73V133H71V132H68V130L66 131V132H64L63 131V133H60L59 135H57L56 137H53L52 138V143H55L56 145H63V144H65V143H67V142H69L71 139H72ZM127 137V136H126ZM197 137V136H196ZM229 137V136H228ZM252 137V136H251ZM79 138V137H78ZM239 138H238V140L236 141V143H237V146H239V148H241L243 145H244V142L246 141V139H242L241 141L239 140ZM169 139V138H168ZM218 139H222L221 137L220 138H218ZM225 139H226V137H225ZM247 139H249V138H247ZM22 140H23V138H22ZM78 140V139H77ZM129 140V139H128ZM130 140H132V139H130ZM129 140V141H130ZM138 140V139H137ZM20 141V140H19ZM49 141V140H48ZM180 141V140H179ZM221 141V140H220ZM224 141V140H223ZM228 141V140H227ZM50 142V143H51ZM215 143H216V139H215V141H214ZM25 143V142H24ZM168 143V142H167ZM181 143V142H180ZM195 143V142H194ZM69 144H71V143H68V145ZM217 144V143H216ZM222 144H224V143H222ZM19 145H20V143H19ZM18 145V146H19ZM131 145V144H130ZM133 145H134V142H133ZM135 145H136V143H135ZM175 145L177 146V148H179V149H181L182 151H184V152H192V156L194 157L193 159H195L194 160V162L196 163V165H197V170H198V172L199 173H207L208 172V170L207 169H209L208 168V166H207V169L202 165V163H203V156L201 155V154H203V153H201L200 151H198V150H194L193 148H191L189 145H181V144H179V143H177V142H175ZM209 145V144H208ZM220 145V144H219ZM116 146V145H115ZM196 146V145H195ZM253 146V145H252ZM255 146V145H254ZM15 147V146H14ZM51 146H48V148H50ZM64 147V146H63ZM66 147V146H65ZM23 148V147H22ZM54 148H55V146H54ZM255 148V147H254ZM257 148V147H256ZM21 149V148H20ZM77 149V148H76ZM127 149V148H126ZM225 149V148H224ZM251 149H253V148H251ZM18 150V149H17ZM23 150V149H22ZM115 150V149H114ZM138 150V149H137ZM161 150V149H160ZM208 150V149H207ZM18 151H20V150H18ZM24 151V150H23ZM29 151V150H28ZM53 151V150H52ZM128 151V150H127ZM204 151V150H203ZM51 152V151H50ZM227 152V151H226ZM26 153V152H25ZM28 153V152H27ZM26 153V154H27ZM126 153V152H125ZM206 153H208V152H206ZM116 154V153H115ZM127 154V153H126ZM123 155H124V153H123ZM223 155V154H222ZM17 156V155H16ZM19 156V155H18ZM17 156V157H18ZM24 156H25V154H24ZM100 156H102V155H100ZM189 156V155H188ZM10 157V156H9ZM114 157V156H113ZM182 157V156H181ZM205 157V156H204ZM207 158H208V156H206ZM205 157V158H206ZM210 157H212V156H210ZM244 157H245V160H247L248 159V157L244 154ZM21 158H23V157H21ZM117 158V157H116ZM192 158V157H191ZM239 158V157H238ZM212 159V158H211ZM215 159V158H214ZM240 159V158H239ZM58 160V159H57ZM206 160V159H205ZM216 160V159H215ZM10 161V168L8 167V162ZM59 161H60V159H59ZM94 161V160H93ZM131 161V160H130ZM176 161V160H175ZM174 161V162H175ZM58 162V161H57ZM207 162V161H206ZM27 163V162H26ZM205 163V162H204ZM219 163V162H218ZM236 165L237 166H246V167H251V166H253V164L254 163H252V162H245L243 159L242 160H237L236 162ZM97 164V163H96ZM173 164V163H172ZM178 164V163H177ZM193 164V163H192ZM210 164V163H209ZM217 164V163H216ZM28 165V164H27ZM58 165V164H57ZM116 165H117V163H116ZM214 165V164H213ZM82 166V165H81ZM23 167H26V166H23ZM36 167V166H35ZM45 167V166H44ZM56 167V166H55ZM164 167V166H163ZM171 167H172V165H171ZM182 167H184V166H182ZM217 167V166H216ZM57 168V167H56ZM154 168V167H153ZM164 168H166V167H164ZM172 168H174V167H172ZM179 168V167H178ZM193 168H195V167H193ZM36 169V168H35ZM68 169V168H67ZM96 169V168H95ZM162 169V168H161ZM167 169H168V167H167ZM30 170V169H29ZM40 170H41V168H40ZM89 170V169H88ZM99 170V169H98ZM164 170V169H163ZM166 170V169H165ZM210 170V169H209ZM63 171H65V170H63ZM90 171V170H89ZM195 170H193V172H194ZM211 171V170H210ZM74 171H72L71 173H73ZM87 172V171H86ZM165 172V171H164ZM32 173H34L35 174V171L34 172H32ZM89 173V172H88ZM188 173V172H187ZM209 173V172H208ZM29 174V173H28ZM31 174V173H30ZM58 174V173H57ZM70 174V173H69ZM74 174V173H73ZM102 174V173H101ZM164 174V173H163ZM167 175H171V174H176V170H172V171H170V172H168V173H166ZM184 174V173H183ZM194 174V173H193ZM198 174V173H197ZM99 175V174H98ZM166 175V176H167ZM169 175V176H170ZM65 176V175H64ZM74 176V175H73ZM72 176V177H73ZM189 176V175H188ZM187 176V177H188ZM192 176V175H191ZM194 176V175H193ZM203 176H204V174H203ZM255 176V175H254ZM61 177V176H60ZM89 177H91L90 176V173H89ZM190 177V176H189ZM34 178H35V176H34ZM65 178H68V177H66L65 176ZM74 178H76V176L74 177ZM179 178V177H178ZM186 178V177H185ZM192 178V177H191ZM232 178V177H231ZM31 179V178H30ZM35 179V180H36ZM70 179V178H69ZM77 179V178H76ZM164 179V178H163ZM166 179V178H165ZM193 179V178H192ZM32 180V179H31ZM73 180V179H72ZM75 180V179H74ZM168 180H169V178H168ZM185 180V179H184ZM226 180V179H225ZM78 181V180H77ZM160 181V180H159ZM163 182H165L164 180H162ZM179 181V180H178ZM63 182V181H62ZM65 182V181H64ZM76 182V181H75ZM82 182V181H81ZM173 182H175V180H173ZM70 183V182H69ZM78 182H76V184H77ZM106 182H104V180H101V179H96V178H88V179H86V180H84L83 181V183H80L81 184V188H78V189H80V191L82 192V193H85L86 194V196L84 197V201H85V203L83 204V206L82 207H84V209H90V210H100V211H103V209H104V207L105 206H107L108 205V203L109 202H106V200H104V199H98L97 197H96V193H98V191L99 190H102V189H104V188H106V184H105ZM145 183H146V181H145ZM167 183V182H166ZM252 183V182H251ZM67 184V183H66ZM76 184H75V186H76ZM154 184H155V182H154ZM163 184V183H162ZM171 184V183H170ZM179 184V183H178ZM177 184V185H178ZM166 185V184H165ZM241 185V184H240ZM127 186V185H126ZM155 186V185H154ZM159 186V185H158ZM166 186H168V185H166ZM165 186V187H166ZM57 187V186H56ZM60 187V186H59ZM64 187L65 188H67V190H68V192L70 193V191L71 190H73V185L72 184H67V185H64ZM156 187H157V185H156ZM163 187V186H162ZM55 188V187H54ZM76 188V187H75ZM153 188H155V187H153ZM172 188V187H171ZM174 188V187H173ZM176 188V187H175ZM242 188V187H241ZM241 188H240V190H241ZM63 189V188H62ZM77 189V190H78ZM107 189V188H106ZM158 189V188H157ZM206 189V188H205ZM170 190V189H169ZM192 190V189H191ZM239 190V189H238ZM246 190V189H245ZM261 190V189H260ZM57 191V190H56ZM79 191V192H80ZM115 191V190H114ZM158 191H159V189H158ZM209 193H208V198L204 201H202V202H195L194 203V206H195V209H196V211L197 212H200L199 213V216H210V215H215V213L217 212V211H219L220 210V208H222V205H223V202L225 201V197H226V194H227V189H226V186H225V184L223 183V182H221V181H215V182H212V184H210V186H209ZM75 192H76V190H75ZM78 192V191H77ZM80 192V194H82ZM1 193V192H0ZM8 193V192H7ZM124 193V192H123ZM159 193V192H158ZM19 194V193H18ZM100 194V193H99ZM108 194V193H107ZM13 195V194H12ZM66 195H67V193H66ZM70 195H72V194H70ZM74 195V194H73ZM114 195H115V193H114ZM80 196V195H79ZM161 196V195H160ZM193 196V195H192ZM195 196V195H194ZM17 197V196H16ZM111 197V196H110ZM22 198V197H21ZM69 198V197H68ZM77 198H78V195H77ZM114 198V197H113ZM83 199V198H82ZM15 200V199H14ZM19 200V199H18ZM72 200V199H71ZM74 200V199H73ZM114 200V199H113ZM173 200H175V199H173ZM245 200H247L246 198H245ZM47 201V200H46ZM53 201H55V202H53ZM90 201H91V203H90ZM115 201V200H114ZM167 201V200H166ZM22 202V201H21ZM14 203V202H13ZM44 203V202H43ZM74 203H76L75 201H74ZM177 203H178V201H177ZM50 204V203H49ZM187 204V203H186ZM157 205V203H156V199H155V193H154V191L153 190H148V191H143V190H131L130 192H125L123 195H121L120 197L118 196V198H117V200L115 201V204H114V208H115V210H114V212H115V214H116V216H117V219L115 218V220L117 221V222H124L123 223V227H124V229H125V232H126V234H132V233H135L137 230H139V228H140V222L139 221H137V218L135 217L137 214L139 215V213H146V215H147V212L148 211H150V210H153V209H155V207H157L156 206ZM162 205V204H161ZM178 205V204H177ZM188 205V204H187ZM31 207V206H30ZM81 207V208H82ZM160 207V206H159ZM158 207V208H159ZM52 208V209H53ZM244 209L242 210L243 211V218L245 219V220H247V221H249L250 223L251 222H256V221H259L261 218H263L264 217V193L263 192H261L260 194H256V195H254V197H252V198H250L247 202H246V204H245V206L243 207ZM28 209V208H27ZM40 209V208H39ZM160 209V208H159ZM83 210V209H82ZM154 211V210H153ZM179 211V210H178ZM19 212H20V210H19ZM26 212H28V213H33V211H32V209L31 210H28V211H26ZM109 212V211H108ZM151 212V211H150ZM174 212V211H173ZM11 213H13V211L11 212ZM97 213V212H96ZM105 213V212H104ZM183 213V212H182ZM233 213V212H232ZM241 213V212H240ZM86 214V213H85ZM152 214H153V212H152ZM229 214V213H228ZM10 215V214H9ZM26 215V214H25ZM84 214H82L81 216H83ZM87 215V214H86ZM111 215V214H110ZM137 215V216H138ZM164 215V214H163ZM230 215V214H229ZM47 216H48V214H47ZM154 216V215H153ZM241 216V215H240ZM13 217V216H12ZM20 217V216H19ZM93 217V216H92ZM105 217V216H104ZM165 217V216H164ZM195 217H196V215H195ZM27 218V217H26ZM33 218V217H32ZM35 218V217H34ZM45 218V217H44ZM47 218V217H46ZM86 218H87V216H86ZM108 218V217H107ZM113 218V217H112ZM111 218V219H112ZM188 218L189 219H191V216H184V217H181L180 219H177V222H176V226L175 227H171V226H167L166 228H165V231L163 232V234H162V236H160L161 238H160V241H159V243H158V246H157V249H158V254H156L158 257H159V262H160V264H185L184 263V261H183V259H182V257H180V255H177V253H176V247H174L173 246V243L175 242V244L177 243V242H182V241H184V240H190L192 237H191V234L188 236V232L186 233V231H187V225H186V221L188 220ZM235 218V217H234ZM13 219V218H12ZM29 219V218H28ZM50 219V218H49ZM152 219V218H151ZM239 219H241V218H239ZM6 220V219H5ZM75 220V221H74ZM104 220V219H103ZM107 220V219H106ZM234 220V219H233ZM36 221V220H35ZM38 221V220H37ZM82 221V220H81ZM80 221V222H81ZM84 221V220H83ZM165 221H166V218H165ZM210 222V221H209ZM213 222V221H212ZM217 222V221H216ZM234 222V221H233ZM20 223H21V221H20ZM30 223V222H29ZM67 223H73V229H71L70 227H68L67 226ZM83 223V222H82ZM85 223V222H84ZM110 223H112L111 221H110ZM194 223H196V222H194ZM199 223H201V222H199ZM228 223V222H227ZM18 224V223H17ZM38 224H40V223H38ZM57 224V223H56ZM86 224V223H85ZM115 224V223H114ZM145 224V223H144ZM193 224V223H192ZM203 224V223H202ZM246 224V223H245ZM87 225H88V223H87ZM91 225V224H90ZM89 225V226H90ZM112 225V224H111ZM117 225V224H116ZM120 225V224H119ZM122 225V224H121ZM142 225V224H141ZM189 225V224H188ZM22 226H23V224H22ZM25 226V225H24ZM88 226V227H89ZM106 226V225H105ZM118 226V225H117ZM191 226V225H190ZM247 226H249V225H247ZM26 227V226H25ZM87 227V228H88ZM107 227V226H106ZM165 227V226H164ZM194 227V226H193ZM93 229H94V226L92 227ZM120 228V227H119ZM221 228V227H220ZM238 228V227H237ZM93 229H92V231H93ZM118 229V228H117ZM162 229V228H161ZM164 229V228H163ZM197 229V228H196ZM227 229V228H226ZM21 230V229H20ZM91 230V228L89 229V231ZM190 230V229H189ZM192 230V229H191ZM195 230V229H194ZM209 230V229H208ZM118 231H119V229H118ZM193 231V230H192ZM223 231V230H222ZM22 232V231H21ZM87 232V231H86ZM94 232V231H93ZM155 232V231H154ZM232 232V231H231ZM58 233V232H57ZM101 233V232H100ZM146 233V232H145ZM159 233V232H158ZM157 233V234H158ZM219 233V232H218ZM226 233V232H225ZM235 233V232H234ZM248 233V232H247ZM253 233H255L254 231H253ZM12 234H14V233H12ZM89 234V233H88ZM95 234V233H94ZM139 234V233H138ZM156 234V233H155ZM256 234V233H255ZM258 234V233H257ZM186 235L188 236V237H186ZM156 236V235H155ZM197 236V235H196ZM216 236V235H215ZM231 236V235H230ZM261 236V235H260ZM263 236V235H262ZM13 237V236H12ZM247 237V236H246ZM14 238H15V235H14ZM138 238V237H137ZM207 238V237H206ZM222 238H223V235H222ZM234 238V237H233ZM64 239V240H65ZM98 239V238H97ZM143 239V238H142ZM218 239V238H217ZM226 239V238H225ZM127 240V239H126ZM133 240V239H132ZM147 240V239H146ZM145 240V241H146ZM193 240V239H192ZM212 240V239H211ZM221 240V239H220ZM231 240V239H230ZM236 241H237V239H235ZM235 240H231L230 242H229V246L231 247V249L234 247V245L236 244V241ZM252 240V239H251ZM131 241V240H130ZM139 241V240H138ZM157 241V242H158ZM195 241V240H194ZM205 241V240H204ZM214 241H216V240H214ZM224 241V240H223ZM229 241V240H228ZM240 241V242H239ZM7 242H10V241H7ZM217 242H218V240H217ZM226 242V241H225ZM238 242L240 243V244H238V245H236V248L235 249H237L238 251H239V253L238 254H242V253H240L242 250H246L248 247H247V245H249V244H247L246 243V241L245 240H243V239H239L238 240ZM256 242V241H255ZM263 242V241H262ZM147 243V242H146ZM186 243V242H185ZM205 243V242H204ZM220 243V242H219ZM257 243V242H256ZM8 244H10V243H8ZM23 244H25V243H23ZM109 244V243H108ZM143 244V243H142ZM206 244V243H205ZM215 244V243H214ZM227 244V243H226ZM253 244V243H252ZM263 244V243H262ZM261 244V245H262ZM104 245V246H103ZM156 245V244H155ZM208 245V244H207ZM206 245V246H207ZM223 245H224V243H223ZM260 245V246H261ZM9 246V245H8ZM109 246V245H108ZM107 246V247H108ZM139 246H141V245H139ZM216 246V245H215ZM72 247V246H71ZM147 247V246H146ZM150 247V246H149ZM252 247H253V245H252ZM259 247V246H258ZM262 247H264V244H263V246ZM43 248V247H42ZM41 248V249H42ZM139 248V247H138ZM141 248V247H140ZM216 248V247H215ZM219 248H221V247H219ZM224 248V247H223ZM257 248V247H256ZM2 248H0V264H6V261L4 260V259H2V250H1ZM30 249V248H29ZM36 249H37V246H36ZM226 249H227V247H226ZM229 249V248H228ZM261 249V248H260ZM20 250V249H19ZM18 250V251H19ZM73 250V249H72ZM146 250V249H145ZM148 250V249H147ZM207 250H208V248H207ZM224 250V249H223ZM248 250H251V248L250 249H248ZM13 251V250H12ZM41 251V250H40ZM39 251V252H40ZM107 251V250H106ZM180 251V250H179ZM216 251V250H215ZM214 250L213 251H211V253L212 254H214V255H217V253L215 252ZM229 251H231V250H229ZM262 251V250H261ZM39 252H38V254H39ZM154 252V251H153ZM197 252V251H196ZM207 252H209V251H207ZM244 253H245V251H243ZM247 252V251H246ZM255 252L256 251H254L253 253L255 254ZM9 253V252H8ZM16 253V252H15ZM14 253V254H15ZM41 253H42V251H41ZM112 253V252H111ZM197 253H199V251L197 252ZM210 253V252H209ZM225 253V252H224ZM228 253V252H227ZM233 253V252H232ZM258 253V252H257ZM44 254V253H43ZM144 254V253H143ZM148 254V253H147ZM181 254V253H180ZM190 254V253H189ZM236 254V253H235ZM237 254V255H238ZM249 254H250V252H249ZM253 254V255H254ZM18 255V254H17ZM152 255H153V253H152ZM191 255H193L192 254V252H191ZM197 255V254H196ZM210 255V254H209ZM221 255H223V254H221ZM252 255V254H251ZM40 256V255H39ZM144 256H146V255H144ZM190 256V255H189ZM188 256V257H189ZM200 256V255H199ZM211 257H215V256H213V255H210ZM232 256H234V254H232ZM246 256H248V254L246 255ZM3 257H5V256H3ZM37 257H38V255H37ZM198 257V256H197ZM227 257V256H226ZM238 257V256H237ZM242 257V256H241ZM249 257V256H248ZM262 257H263V255H262ZM36 258V257H35ZM137 258V257H136ZM143 258H145V257H143ZM153 258H155V257H153ZM194 258V257H193ZM216 258V257H215ZM220 258V257H219ZM228 258H229V256H228ZM240 258V257H239ZM245 258V257H244ZM39 259H40V257H39ZM74 259H76V258H74ZM150 259V258H149ZM187 259V258H186ZM189 259V258H188ZM198 259V258H197ZM222 259V258H221ZM256 259L258 260H260V258H257L256 257ZM256 259H255V261H256ZM262 259V258H261ZM15 260H16V258H15ZM195 260V259H194ZM199 260V259H198ZM202 260V259H201ZM225 260H226V258H225ZM228 260V259H227ZM233 260V259H232ZM251 260V259H250ZM253 260V259H252ZM39 261H41V260H39ZM44 261V260H43ZM190 261V260H189ZM231 261V260H230ZM236 261V260H235ZM260 261H262V260H260ZM259 261V262H260ZM9 262V261H8ZM14 262V261H13ZM186 262H188V260L186 261ZM199 262H200V260H199ZM225 262H227V261H225ZM233 262V261H232ZM258 262V261H257ZM41 263V262H40ZM45 263H47V262H45ZM192 263V262H191ZM236 263H237V261H236ZM241 263V262H240ZM251 263V262H250ZM254 263V262H253ZM264 263V262H263ZM25 264H30V261H25ZM42 264H43V262H42ZM132 264H133V262H132ZM199 264H201V263H199ZM203 264V263H202ZM249 264V263H248Z\"/></svg>","mask_w":264,"mask_h":264}]
</instances>
